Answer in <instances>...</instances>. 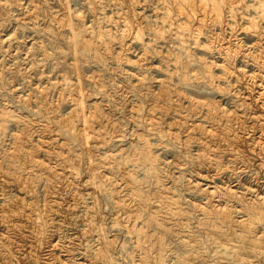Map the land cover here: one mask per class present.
Listing matches in <instances>:
<instances>
[{
	"label": "rangeland",
	"instance_id": "obj_1",
	"mask_svg": "<svg viewBox=\"0 0 264 264\" xmlns=\"http://www.w3.org/2000/svg\"><path fill=\"white\" fill-rule=\"evenodd\" d=\"M84 42L89 43V50L83 49ZM178 58L179 60H177ZM206 64L212 66L213 81L211 84L206 77ZM221 65L225 68L223 67V69ZM226 67H229V71H233L232 80L228 77V72H224ZM132 72L135 75L131 74ZM245 72L248 74L251 72V75L244 74ZM263 72L264 0H0V264H86L88 259H94L93 264H104L103 259L97 253L102 249L106 258L108 257L107 264L111 262L114 264V261L117 262L115 264H136L137 261L139 264L140 257L145 252L149 254L147 264H153L155 256L158 255L157 249L160 244L158 241H161L164 248L163 264H187L183 259H186L188 254L184 251V246L179 244V238L190 234L192 236L188 237L198 240V245H201L199 249L203 250H201L203 256L207 255L206 257L202 256L206 258L207 264H213L215 261L217 263L222 254L224 257L230 255V251L227 254L222 238L232 236L231 238L235 239L237 235L234 232L239 231L236 228L232 234L227 231L228 236L224 234L225 231H223L224 233H217L218 230L215 232V229L218 228L214 229L212 224L217 219H207L203 211L200 210L201 206L197 205L205 206L208 202V196L202 191L207 182H214V185L226 186V188L236 187L238 184L243 187L251 186L264 190V176L262 175L264 174V167H262L264 165V147L262 146L264 138L261 139L262 141L260 140L262 143L259 142L260 145L256 146L257 149L262 147L263 151L260 150L262 155L258 154L252 157L254 160L249 156L252 155L249 154L250 151H247L250 142L246 144L247 141L243 140V137L252 138L254 133L259 135L261 128L263 132L260 136L264 134ZM182 73L186 74L188 83H184L182 80ZM253 74H256L257 77L256 75L253 77ZM139 77L144 78L145 84L133 89L135 79ZM158 78L166 82V88L167 91L169 90V97L173 103V108L170 111H165L166 116L162 115L163 117L158 110L163 106V108H167L168 104L165 101H155L153 98L160 91L157 81L154 80ZM42 88H46L43 90L44 93L40 92ZM192 88L194 90H191ZM248 89L251 91L249 92ZM151 91L153 92L151 93ZM241 93H245L244 97ZM252 95L253 97H251ZM80 96L82 97L80 98ZM191 99L193 107L188 102ZM193 99H196V102ZM151 101L156 102L157 106L160 105L158 108L156 106L157 109L154 110L156 112L153 113L158 117L157 119L155 117L154 122L164 136L162 139L157 129H148L144 120V115L148 113L147 110L153 104ZM205 102L207 104H201ZM206 109H211L210 111L213 112H208ZM72 110H75L76 114ZM248 110L251 111V114L252 111L262 113L258 124L249 120L248 117L251 114ZM89 112L96 114L97 118L94 117L92 121L96 125L97 131H103L104 135H96L98 137L96 138L93 137L95 132L90 133L92 136H87L88 140L85 142L82 139L87 137L77 136L74 131L83 124L82 116H78V114L89 115ZM233 112L244 114L248 120L245 129L241 128L240 142L237 143L242 146L235 145L238 151L244 155L242 157L246 155L247 159L242 158L248 160L245 161L246 165L250 161L248 167L246 165L245 168L244 166L239 167L240 163L238 164L235 159L232 160L230 157L231 161L222 152L218 156H222L219 158V163L196 156L199 134L197 131L191 130L194 129L193 127L187 129L186 121L192 124V120H195V123H199L201 120V123L203 121L206 124L201 116L204 117L207 113L212 118L215 116L213 119L215 123L218 121L222 123L226 116L234 114ZM72 113L74 116L71 115ZM192 113L196 115L189 116ZM226 113L227 115L224 116ZM58 117L63 119V121L60 119L62 123ZM195 117L198 119L197 122V119H192ZM66 118H70V120L67 119L68 124H66ZM176 119L181 120L178 122ZM170 121L174 126L176 123L178 124L176 127L173 126L176 128L175 131L177 130L176 134L183 136L181 132L187 133L190 141L186 137H180L176 141L172 139L166 132L169 123L171 124ZM233 121L234 123H231L234 125V130L240 131L239 123ZM181 122L182 126L185 125L183 131L179 129ZM75 127L76 129H74ZM222 131L224 132L220 128L218 133L221 134ZM191 135L194 136L192 139ZM142 137L149 140L150 152L156 157L154 166L149 165V161L144 162L140 156ZM16 138L21 141H18V146L15 145ZM81 141L83 143H80ZM220 142L223 144L220 143L215 148L225 150V148L230 149L233 146L225 143V140ZM165 144L169 146H165ZM62 145L68 147L61 148ZM12 148L17 156L19 154L17 160L15 156L11 158L9 156V152L13 151ZM31 149L40 162H44H42L44 169L30 164L29 152ZM243 150L248 153L246 154ZM39 152L41 153L39 154ZM69 153L70 155H68ZM173 159L175 161L179 159L183 164L178 160L174 162ZM205 160H208V163ZM259 161H263V164ZM235 163L236 165H233ZM254 163H258L257 167ZM218 164L220 165L218 166ZM8 165H17V168L18 165L22 166L16 170V167ZM23 165L27 168H23ZM120 165L127 167L136 178L138 183L136 194L129 191L125 179L119 172ZM251 166L252 168H250ZM109 167L112 170H107ZM12 174H22L19 178L21 187L25 186L24 189L22 187L19 190V187H16ZM94 174L96 176H92ZM102 175L103 177L107 176L108 179L102 178ZM27 176L31 178L29 179ZM198 176H202V179ZM221 177H224L223 180ZM254 177L258 179H254ZM209 179L212 180L209 181ZM198 181L200 184H197ZM115 183L117 186H114ZM119 183L120 185H118ZM197 185L198 187H196ZM121 187L123 189H120ZM23 190L25 191L23 192ZM115 190L119 193L118 197L113 193ZM103 191L105 192L103 193ZM166 192L167 195L168 193L172 194L169 195L171 200L176 198L173 201L179 203L178 207L186 213H182L184 217L180 213L176 215L171 210L168 211L169 209L162 207L160 197ZM255 192L253 191V193ZM123 193L124 195H120ZM19 194L23 197L18 201L15 197ZM115 197L116 199H125L126 203L129 201V205H126L132 209L136 217V231L125 226L128 225L125 221L126 214L122 208L116 206ZM135 198L143 200L141 205ZM191 202H194V205L196 202L195 209ZM230 202H233L232 198ZM90 205L93 206V210H91L92 207H89ZM87 206L90 208L89 210ZM197 212L199 213L197 214ZM29 213L31 215H28ZM188 214L189 216H187ZM194 220L197 224L194 223ZM122 222L125 224L123 225ZM226 222L222 223L221 230H228L229 223L227 225ZM126 229H129V232ZM168 229L170 230L168 231ZM130 230L133 234L130 233ZM230 230L233 231L232 228ZM138 232H140L139 237L136 235ZM233 235L236 236L233 238ZM103 237L109 239L114 237L112 240L115 239V241L110 245L111 253L108 251L110 247L102 246ZM139 238L143 248L138 245ZM217 240L221 243H218ZM235 240L239 241V238L237 237ZM66 248H70L69 251ZM106 248L108 253L105 251ZM112 255L113 257H111ZM87 256L88 259H85ZM68 257H72L70 259L73 260L72 263L68 261ZM96 259L100 260V263Z\"/></svg>",
	"mask_w": 264,
	"mask_h": 264
},
{
	"label": "bare ground",
	"instance_id": "obj_2",
	"mask_svg": "<svg viewBox=\"0 0 264 264\" xmlns=\"http://www.w3.org/2000/svg\"><path fill=\"white\" fill-rule=\"evenodd\" d=\"M248 2V1H247ZM71 21V20H70ZM71 30H72V28H71ZM76 30V29H75ZM72 32H73V30H72ZM206 34V33H205ZM111 35V34H110ZM73 36H74V34H73ZM81 36H82V34H81ZM102 37V36H101ZM73 39V38H72ZM103 41H104V39H103ZM107 41V40H106ZM105 41V42H106ZM104 42V43H105ZM107 43V42H106ZM209 44V43H208ZM110 45V44H109ZM105 47V46H104ZM121 47V46H120ZM145 47V46H144ZM89 48H90V45H89V43H86V42H84L83 43V49L84 50H89ZM106 48H107V45H106ZM203 48V47H202ZM205 49V48H204ZM203 49V50H204ZM249 50V49H248ZM251 51V50H250ZM164 53V52H163ZM190 53V52H189ZM245 53V52H244ZM239 54V53H238ZM243 54V53H242ZM248 55V54H247ZM123 57V56H122ZM124 57H126V56H124ZM211 57V56H210ZM214 57V56H213ZM199 58H200V56H199ZM202 58V57H201ZM207 58H208V56H207ZM131 59V58H130ZM225 59V58H224ZM230 59V58H229ZM177 60H179V58L177 59ZM194 60V59H193ZM204 60H206L207 61V59H204ZM211 60V59H210ZM76 61V60H75ZM118 61V60H117ZM131 61V60H130ZM143 61V60H142ZM213 61H215L214 59H213ZM226 61V60H225ZM224 61V62H225ZM231 61V60H230ZM258 61V60H257ZM215 62H217V61H215ZM214 62V63H215ZM258 63H259V61H258ZM204 64V63H203ZM212 64V63H211ZM219 64V63H218ZM222 64V63H221ZM237 64V63H236ZM261 64V63H260ZM176 65H177V63H176ZM183 65V64H182ZM192 65H194V64H192ZM191 65V66H192ZM207 65V64H206ZM235 65V64H234ZM195 66V65H194ZM222 66V65H221ZM226 66V65H225ZM228 66V65H227ZM232 66V65H231ZM159 67V66H158ZM212 67V66H211ZM210 67V65H207V68H206V77H207V79L209 80V84H211L212 83V81H213V79H212V76H213V74H212V71H211V68ZM224 66H222V68H223ZM230 67V66H229ZM229 67H226L227 69L229 68ZM236 67V66H235ZM234 67V68H235ZM183 68V67H182ZM225 68V67H224ZM223 68V69H224ZM237 68H238V65H237ZM237 68H235V69H237ZM243 69H244V67H242ZM241 68V69H242ZM246 68V67H245ZM227 69H225V71L224 72H228V77L229 78H231V80L233 79V74H232V72H231V70L229 71V69L227 70ZM231 69V68H230ZM233 69V68H232ZM240 68H239V70H241ZM242 69V70H243ZM255 69V68H254ZM258 69V68H257ZM245 70V69H244ZM243 70V71H244ZM260 70V69H259ZM231 72V73H230ZM247 72V71H246ZM244 73V74H247V75H249L248 73ZM254 72V71H253ZM258 72V71H257ZM134 72H132L131 74H133ZM192 73H193V70H192ZM198 73V72H197ZM242 73V72H241ZM259 73H261L260 71H259ZM264 73V72H263ZM262 73V74H263ZM133 75H135V74H133ZM138 75V74H137ZM137 75H136V77H137ZM251 75V74H250ZM256 75V74H255ZM255 75L253 74V77H255ZM264 75V74H263ZM246 76V75H245ZM153 77V76H152ZM159 77V76H158ZM215 77H216V75H215ZM220 77H221V75H220ZM256 77H257V75H256ZM133 78V77H132ZM156 78V77H155ZM181 78H182V80L184 81V83H188V78H187V76H186V74L185 73H182L181 74ZM214 78V77H213ZM226 78V77H225ZM237 78H240V77H237ZM242 78V77H241ZM263 79H264V77H263ZM146 80V79H145ZM153 80V79H152ZM155 81H157V85L160 87V91L158 92V94H156V96H153V98L155 99V101H165V103L166 104H168V106H167V108H163V107H161L162 109H160V110H158L159 111V114H161V117H163V116H166V113H165V111L167 112L168 110L170 111L171 110V108H173V103L171 102V100H170V98L171 97H169V93H168V91H167V85H166V82L164 81V80H160L159 78L158 79H154ZM230 80V79H229ZM182 81V82H183ZM242 81V80H241ZM253 81H255V79H253ZM58 82V81H57ZM151 82V81H150ZM169 82V81H168ZM238 82V81H237ZM260 82H261V80H260ZM152 83V82H151ZM155 83V82H154ZM253 83V82H252ZM261 83H263V82H261ZM145 84V81H144V78H141V77H139V78H137V79H135V82H134V84H133V89H135L134 87H142L143 85ZM255 84H256V82L254 83V86H255ZM258 84V83H257ZM260 84V83H259ZM176 85V84H175ZM219 85V84H218ZM252 85V84H251ZM261 85V84H260ZM61 86V85H60ZM169 86V85H168ZM233 86V85H232ZM243 86V85H242ZM253 86V85H252ZM257 86V85H256ZM64 87V86H63ZM103 87V86H102ZM146 87H148V86H146ZM185 87L187 88V86H186V84H185ZM185 87H184V89H185ZM188 87H190V86H188ZM258 87V86H257ZM37 88V87H36ZM150 88V87H149ZM163 88H166V89H163ZM182 88V87H181ZM261 88V87H260ZM262 88H263V86H262ZM44 89H46V88H44ZM43 88L41 89V91L40 92H42L43 90H44ZM131 89V88H130ZM139 89V88H138ZM153 89V88H152ZM175 89H176V87H175ZM190 89V88H189ZM219 89V88H218ZM225 89V88H224ZM232 89V88H231ZM254 89V88H253ZM264 89V88H263ZM141 90V89H140ZM181 90V89H180ZM191 90H194L193 88L191 89ZM229 90V89H228ZM249 90V89H248ZM256 90V89H255ZM258 90V89H257ZM82 91V90H81ZM81 91H80V93H81ZM134 91V90H133ZM147 91V90H146ZM145 91V92H146ZM149 91V90H148ZM175 91V90H174ZM196 91V90H195ZM247 91V90H246ZM251 90H249V92H250ZM253 91V90H252ZM262 91V90H261ZM153 91H151V93H152ZM193 93H194V91H192ZM197 92V91H196ZM231 92V91H230ZM244 92H245V90H244ZM262 92H264V91H262ZM261 92V93H262ZM43 93H44V91H43ZM42 93V94H43ZM45 93H47L46 91H45ZM75 93V92H74ZM141 93V92H140ZM188 93V92H187ZM191 93V92H190ZM85 94V93H84ZM107 94V93H106ZM125 94V93H124ZM149 94H150V92H149ZM178 94V93H177ZM176 94V95H177ZM180 94V93H179ZM195 94V93H194ZM240 94V93H239ZM238 94V95H239ZM242 94V93H241ZM243 94H245V93H243ZM242 94V95H243ZM247 94H249V93H247ZM251 94H252V92H251ZM258 94V93H257ZM81 95V94H80ZM150 95H152V94H150ZM212 95V94H211ZM236 95V94H235ZM255 95V94H254ZM263 95V94H262ZM45 96V95H44ZM83 96V95H82ZM82 96H80V98L82 97ZM85 96V95H84ZM112 96V95H111ZM139 96V95H138ZM175 96V95H174ZM185 96V95H184ZM183 96V97H184ZM257 96V95H256ZM264 96V95H263ZM190 97V96H189ZM188 97V98H189ZM243 97H244V95H243ZM242 96H241V98H243ZM250 97V96H249ZM251 97H253V95L251 96ZM260 97V96H259ZM259 97H257V98H259ZM28 98V97H27ZM37 99H38V97H36ZM67 98V97H66ZM174 98V97H173ZM192 98V97H191ZM246 98L248 99V97L246 96ZM33 99V98H32ZM43 100H44V98H42ZM75 99H77V98H75ZM74 99V100H75ZM133 99V98H132ZM181 99V98H180ZM250 99V98H249ZM43 100H41L42 102H43ZM172 100H174V99H172ZM176 100V99H175ZM185 100H186V98H185ZM194 100V99H193ZM196 100V99H195ZM194 100V101H195ZM241 100V99H240ZM243 100V99H242ZM35 101V100H34ZM36 101H38V100H36ZM76 101V100H75ZM84 101V100H83ZM130 101V100H129ZM197 101H199V100H197ZM244 101V100H243ZM77 102V101H76ZM79 102H80V100H79ZM78 102V103H79ZM82 102V101H81ZM122 102V101H121ZM152 102V101H151ZM157 102V103H158ZM176 102V101H175ZM189 103H190V106H192L193 105V101H192V99L191 100H189L188 101ZM196 102V101H195ZM203 102V101H202ZM255 102V101H254ZM44 103H45V100H44ZM43 103V104H44ZM47 103H48V101H47ZM96 103V102H95ZM98 103V102H97ZM106 103V102H105ZM153 104L151 105L150 103V109H148L147 110V114H145L144 115V117H145V123L147 124V126H148V129H150V130H156L157 129V132L160 134V138L162 139V136H163V134L162 133H160L161 132V130L160 129H158L157 128V126H156V124H155V122H154V120H156L158 117H156L155 115V113H153V112H156V111H154V110H156L157 108H158V106H160V105H156V102H152ZM162 103V102H161ZM177 103H178V101H177ZM210 103V102H209ZM242 103V102H241ZM36 104V103H35ZM38 104V103H37ZM36 104V105H37ZM42 104V103H41ZM42 104V105H43ZM55 104V103H54ZM82 104V103H81ZM155 104V105H154ZM159 104V103H158ZM179 104V103H178ZM201 104H207L206 102L205 103H201ZM243 104H244V102H243ZM246 104H249V103H246ZM79 105V104H78ZM128 105V104H127ZM196 105V104H195ZM194 105V106H195ZM50 106V105H49ZM80 106H82V105H80ZM83 106H84V103H83ZM86 106V105H85ZM96 106H97V104H96ZM133 106V105H132ZM156 106H157V108H156ZM189 106V107H190ZM216 106H217V104H216ZM74 107H76V106H74ZM139 107H141V106H139ZM178 107V106H177ZM193 107V106H192ZM213 107V106H212ZM221 107V106H220ZM219 107V108H220ZM234 107V106H233ZM232 107V108H233ZM236 107V106H235ZM251 107V106H250ZM254 107V106H253ZM48 108V107H47ZM78 108H79V106H78ZM84 108V107H83ZM133 108V107H132ZM188 108V107H187ZM191 108V107H190ZM197 108V107H196ZM209 108V107H208ZM222 108V107H221ZM224 108V107H223ZM243 108V107H242ZM255 108V107H254ZM56 109V108H55ZM72 109H73V107H72ZM75 109V108H74ZM81 109H82V107H81ZM145 109V108H144ZM174 109H175V107H174ZM174 109H172V110H174ZM216 109V108H215ZM225 109V108H224ZM257 109H259V108H257ZM45 110V109H44ZM71 110V109H70ZM131 110V109H130ZM141 110V109H140ZM180 110V112H181V108L179 109ZM186 110H191V109H186ZM196 110V109H195ZM208 112H211L210 110L211 109H206ZM233 110H234V108H233ZM232 110V111H233ZM247 110V109H246ZM80 111V110H79ZM78 111V112H79ZM83 111V110H82ZM86 111H89V110H87L86 109ZM131 111H133V109L131 110ZM135 111V110H134ZM194 111V110H193ZM199 111V110H198ZM243 111V110H242ZM241 111V112H242ZM249 112H250V114H251V111L250 110H248ZM260 111V110H259ZM72 112H74V114H76L75 113V110L73 111L72 110ZM94 112V111H93ZM136 112V111H135ZM183 112V111H182ZM192 112V111H191ZM213 112V111H212ZM211 112V113H212ZM245 112V111H244ZM243 112V113H244ZM263 112H264V110H263ZM9 113V112H8ZM71 113V112H70ZM90 113V112H89ZM88 113V114H89ZM98 113V112H97ZM169 113V112H168ZM185 113H187V112H185ZM202 113V112H201ZM229 113H230V110H229ZM234 113V112H233ZM246 113V112H245ZM81 113H79L78 114V116H82L81 117V120L83 121V124H82V126L80 125V128H78L77 126V129L78 130H76V131H74L75 132V134H77V136H80V137H87V136H89V135H91L90 133H93V132H95V133H93V137H96V138H98L97 136H103L104 135V133L102 134V132H99V131H97V128H96V125H94V123H93V118L96 116V114H89V115H85L86 113H83V114H81ZM144 114V113H143ZM143 114H142V116H143ZM182 114V113H181ZM190 114V113H189ZM195 114V113H194ZM193 113L191 114V115H189V116H191L192 117V115H194ZM196 114H197V112H196ZM195 114V115H196ZM224 114V113H223ZM262 114V113H261ZM261 114L260 113H258V111L257 112H253L252 111V114L248 117L249 118V120H251V122H253V123H257V122H259L260 120V117H262L261 116ZM71 115H73V113L71 114ZM112 115V114H111ZM163 115V116H162ZM183 115H185V114H183ZM182 115V116H183ZM200 115V114H199ZM210 114H208L207 115V113H206V116H201L204 120H205V122H206V124L205 123H203V121H202V123H201V120H200V122L199 123H195L194 121L195 120H192V122H191V120H190V122L192 123V124H190L189 123V121H186V119H184L185 121H186V128L188 129V128H194V129H191V130H193L194 132L195 131H197L198 132V134H199V140H198V142H197V155L196 156H199V157H201L202 159L203 158H207V159H209L210 161L211 160H214V161H216L217 163H219L220 162V159L219 158H222V156L221 157H218L219 155H220V153L222 152V153H224L226 156H227V158H229L230 160H231V158H232V160L233 159H235L237 162H238V164H239V167H243L244 166V168H245V165H246V162L245 161H248V160H243L242 158H245L246 157V155H245V157H242V156H244L243 154H241V152L240 151H238V148L236 147L237 145H239L240 147L242 146L241 144H237L238 142H240L239 141V139H240V137H241V132H242V129H245V124L247 123V117L244 115V114H239V113H234V114H230V115H227V113L224 115V116H226V118L224 119V118H222V119H224V121L221 123L220 121H218V122H220V123H218V122H214V120L213 119H215L214 117L212 118L211 116H209ZM214 115V114H213ZM246 115H247V113H246ZM62 116V115H61ZM64 116V115H63ZM74 116V115H73ZM76 116V115H75ZM97 116H99V115H97ZM140 116V115H139ZM138 116V117H139ZM159 116V115H158ZM178 116H180V115H178ZM197 116H198V114H197ZM68 117V116H67ZM71 117V116H70ZM141 117V116H140ZM155 117H156V119H155ZM185 117V116H184ZM187 117V116H186ZM190 117V118H191ZM220 118H221V116H219ZM59 118V121H61L60 119H62V118H60V117H58ZM80 118V117H79ZM95 118H97V117H95ZM135 118H137V117H135ZM183 118V117H182ZM67 119H69L70 120V118H66V121H67ZM163 119V118H162ZM165 119V118H164ZM179 119V118H178ZM189 119V118H188ZM192 119H197L196 117L195 118H192ZM219 119V118H218ZM72 120V119H71ZM80 120V119H79ZM80 120V121H81ZM103 120V119H102ZM167 120V119H166ZM177 120V119H176ZM181 120V119H180ZM180 120L178 121V122H180ZM221 120V119H220ZM233 120H235V122H238L239 124H238V126L240 127V131L239 130H234V125L232 124V123H234V121ZM62 121H63V119H62ZM62 121H61V123H62ZM64 121H65V116H64ZM73 121V120H72ZM96 121V120H95ZM138 121V120H137ZM158 121V120H157ZM160 121H161V119H160ZM164 121V120H163ZM168 121V120H167ZM198 121V119L196 120V122ZM217 121V120H216ZM159 122V121H158ZM157 122V123H158ZM166 124H167V122L166 121H164ZM171 122V121H170ZM183 122V121H182ZM182 122H181V124H180V126H181V128H179L181 131H183V127L185 126V125H183L182 126ZM232 122V123H231ZM57 123V122H56ZM65 123V122H64ZM63 123V124H64ZM82 123V122H81ZM160 123H162V122H160ZM165 123H163L164 125H165ZM169 123V122H168ZM187 123H189V125H187ZM66 124H68V121H67V123ZM69 124H72V123H69ZM159 124V123H158ZM171 124H173V122H171ZM171 124L169 123V126L167 127V129H166V132H168V134H169V136L172 138V139H174L175 141L176 140H178L180 137H186L187 139H189V137H188V134L187 133H182L181 132V134L183 135V136H180V135H178V134H176V131H175V129L176 128H174V127H176L178 124L176 123V126H174V124L171 126ZM235 124H237V123H235ZM251 124V123H250ZM258 124V123H257ZM31 125V124H30ZM161 125V124H160ZM1 126V125H0ZM64 126H65V124H64ZM67 126V125H66ZM73 126V125H72ZM159 126V125H158ZM174 126V127H173ZM74 127V126H73ZM72 127V128H73ZM76 127L74 128V129H76ZM166 127V126H165ZM238 127V128H239ZM250 127V126H249ZM263 127V126H262ZM2 128V127H1ZM24 128V127H23ZM65 128V127H64ZM71 128V127H70ZM220 128H222V130H224V132L223 133H218V130L220 129ZM96 129V130H95ZM165 129V128H164ZM260 129V128H259ZM258 129V130H259ZM4 130V129H3ZM28 130V129H27ZM234 130V131H233ZM26 131V130H25ZM164 131V130H163ZM185 131V130H184ZM193 131H189V132H193ZM51 132V131H50ZM77 132V133H76ZM165 132V131H164ZM246 132V131H245ZM254 132H255V130H254ZM253 132V133H254ZM262 132H263V130H262V128H261V130H260V134H262ZM15 133V132H14ZM108 133V132H107ZM144 133V132H143ZM179 133V132H178ZM94 134H95V136H94ZM162 134V135H161ZM189 134H191V133H189ZM249 134V133H248ZM256 133H254V135L252 136V138H249V139H246V138H244L243 136V140H245V141H247V143L246 144H248V142H250L249 143V145H248V149H247V151H250V153L249 154H252V155H249V156H251V158L252 157H254V156H256V155H258V154H261L260 152L261 151H263V149H261L262 147H258L259 149H257V145H260V144H258L259 142H261L262 140V138H264V134L263 135H261L260 136V134L259 135H255ZM25 135V134H24ZM51 135V134H50ZM97 135V136H96ZM165 135H167V134H165ZM194 135H196V133H194ZM22 136V135H21ZM92 136V135H91ZM105 136H106V134H105ZM13 137H14V134H13ZM15 137H16V135H15ZM23 137V136H22ZM90 137V136H89ZM110 137V136H109ZM111 137H113L112 135H111ZM110 137V138H111ZM164 137V136H163ZM194 137V136H193ZM192 137V135H191V139L193 138ZM17 138H18V136H17ZM16 138V146H18V141L19 142H21L20 140H18ZM101 138H103V137H101ZM108 138V137H107ZM198 138V137H197ZM34 139V138H33ZM81 139V138H80ZM105 139V138H104ZM104 139H103V141H104ZM187 139H186V141H187ZM258 139V140H257ZM15 140V139H14ZM14 140H13V142H14ZM23 140V139H22ZM82 140H85V142L88 140V137L86 138V139H82ZM96 140H98V139H96ZM105 140H107V139H105ZM110 140V139H109ZM141 140H142V142H141V148H140V156H141V158L144 160V162L145 161H149V165L151 164V166H154V163H155V161H156V157L154 156V155H152V152H150V145H149V140H148V138H144V137H142L141 138ZM174 140H173V142H174ZM185 140V139H184ZM196 140V141H197ZM221 140H225L226 142L225 143H227L228 145H233L230 149H226L225 148V150H221V148L220 149H217V148H215L216 146H218L220 143H222V142H220ZM261 140V141H260ZM264 140V139H263ZM24 141V140H23ZM98 141H102V140H98ZM189 141H190V139H189ZM192 141V140H191ZM27 142V141H26ZM42 142V141H41ZM44 142V141H43ZM59 142V141H58ZM66 142V141H65ZM106 142V141H105ZM183 142H185V141H183ZM56 143V142H55ZM68 143V142H67ZM67 143H65V144H67ZM80 143H83L82 141L80 142ZM177 143V142H176ZM224 143V144H225ZM245 143V142H244ZM262 143V142H261ZM36 144V143H35ZM47 144V143H46ZM58 144V143H57ZM62 144H63V140H62ZM96 144V143H95ZM178 144V143H177ZM186 144V143H185ZM223 144V143H222ZM226 144V145H227ZM27 145V144H26ZM168 144H165V146H167ZM179 145V144H178ZM236 145V146H235ZM12 146V145H11ZM40 146V145H39ZM63 146H66V145H62L61 146V148H63ZM169 146V145H168ZM244 146V145H243ZM263 147H264V145H262ZM35 147V146H34ZM42 147V146H41ZM66 147H68V146H66ZM222 147V146H221ZM38 148V147H37ZM51 148V147H50ZM244 148V147H243ZM27 149V148H26ZM35 149V148H34ZM42 149V148H41ZM66 149V148H65ZM183 149H185L186 150V148H183ZM240 150H241V148H239ZM12 150H13V148H12ZM37 150V149H36ZM184 150V151H185ZM191 150H193V149H191ZM261 150V151H260ZM18 151V150H17ZM43 151H45V150H43ZM48 151V150H47ZM60 151V150H59ZM62 151V150H61ZM244 151V150H243ZM7 152V151H6ZM24 152V151H23ZM67 152V151H66ZM107 152V151H106ZM245 153H246V151H244ZM264 152V151H263ZM10 153V158L11 157H14L15 156V158H16V160H17V158L19 157V154H18V156H17V154H16V152H15V150H13V151H11V152H9ZM41 152H39V154H40ZM45 153V152H44ZM50 153V152H49ZM63 153H64V151H63ZM243 153V152H242ZM244 153V154H245ZM248 153V152H247ZM246 153V154H247ZM29 158H30V164H34V165H36V167H38V168H43V161H41L40 162V160L38 159V157L35 155V152L34 151H32V149H31V151L29 152ZM112 154V153H111ZM59 155V154H58ZM65 155V154H64ZM67 155V154H66ZM68 155H70V153L68 154ZM223 155V154H222ZM262 155V154H261ZM17 156V157H16ZM187 156V155H186ZM193 156V155H192ZM194 156H195V154H194ZM248 156V157H249ZM70 157V156H69ZM175 157V156H174ZM218 157V158H217ZM223 157H224V155H223ZM231 157V158H230ZM261 157V156H260ZM4 158V157H3ZM15 158H14V160H15ZM22 158H24V157H22ZM70 158H72V157H70ZM73 158H74V156H73ZM104 158V157H103ZM117 158V157H116ZM139 158V157H138ZM175 158H177V157H175ZM195 158H197V157H195ZM13 159V158H12ZM25 159V158H24ZM50 159V158H49ZM66 159V158H65ZM102 159V158H101ZM111 159V158H110ZM245 159H247V158H245ZM250 159V158H249ZM253 160H254V158H252ZM251 159V160H252ZM257 159V158H256ZM261 159V158H260ZM14 160H12V161H14ZM47 160V159H46ZM179 161V159H176V161ZM223 160V159H222ZM231 160V161H232ZM252 160V161H253ZM258 160V159H257ZM264 160V159H263ZM27 161H29V160H27ZM50 161V160H49ZM107 161V160H106ZM108 161H111V160H108ZM163 161V160H162ZM169 161V160H168ZM173 161L174 162H176L174 159H173ZM181 161V160H180ZM179 161V162H180ZM200 161H203V160H200ZM205 161H207V163H208V160H205ZM229 161V160H228ZM256 161V160H255ZM261 161V160H260ZM259 161V162H260ZM15 162V161H14ZM43 162V163H42ZM115 162V161H114ZM198 162V161H197ZM224 162V161H223ZM223 162H221V164L223 163ZM234 162V161H233ZM232 162V163H233ZM250 162V161H249ZM248 162V163H249ZM258 162V163H259ZM263 162V161H262ZM262 162H260L261 164H263ZM8 163V162H7ZM7 163H6V165H7ZM17 163V162H16ZM46 163V162H45ZM49 163V162H48ZM47 163V164H48ZM76 163V162H75ZM125 163V162H124ZM173 163V162H172ZM171 163V164H172ZM180 163H182L183 164V162H180ZM199 163V162H198ZM202 163H204V162H202ZM228 163V162H227ZM248 163H247V167H248ZM251 163H253V162H251ZM257 163V164H258ZM9 164H10V162H9ZM11 164H12V162H11ZM26 164V163H25ZM29 164V165H30ZM59 164V163H58ZM61 164V163H60ZM101 164V163H100ZM107 164H109V163H107ZM113 164V163H112ZM115 164V163H114ZM170 164V165H171ZM175 164V163H174ZM182 164H180V165H182ZM195 164V163H194ZM193 164V165H194ZM226 164V163H225ZM255 164V163H254ZM257 164H255L256 166L255 167H257ZM15 165V164H14ZM28 165V166H29ZM33 165V166H34ZM126 165V164H125ZM165 165H166V163H165ZM177 165H179V164H177ZM196 165V164H195ZM205 165V164H204ZM220 164H218V166H219ZM223 165V164H222ZM233 165H236V163L235 164H233ZM232 165V166H233ZM251 165V164H250ZM9 166V165H8ZM12 166V165H11ZM11 166H9V167H11ZM17 166V165H16ZM16 166H12V167H16ZM22 165H20V167H21ZM62 166H63V164H62ZM76 166V165H75ZM78 166V165H77ZM107 166H109V165H107ZM160 166V165H159ZM202 166V165H201ZM217 166V165H216ZM224 166V165H223ZM228 166V165H227ZM232 166H231V168H232ZM252 166H253V164H252ZM252 166L250 167V168H252ZM260 166V165H259ZM19 167V165H18V168H20ZM45 167V166H44ZM57 167H58V165H57ZM111 167V166H110ZM108 168L107 170H112V168ZM181 167V166H180ZM192 167V166H191ZM194 167V166H193ZM203 167V166H202ZM201 167V168H202ZM206 168H208L207 166H205ZM226 167V166H225ZM234 167V166H233ZM237 167H238V165H237ZM261 167V166H260ZM262 167H264V165L262 166ZM17 167H16V170L18 169ZM23 168H27V166H25L24 167V165H23ZM48 168V167H47ZM63 168V167H62ZM119 168V172L121 173V176H123V178L125 179L124 181L127 183V185H128V189H129V191L131 192V193H133V194H136V192H137V185H138V183H137V180H136V178L134 177V175L133 174H131L130 172H129V170H128V168L127 167H125V166H119L118 167ZM173 168V167H172ZM199 168V167H198ZM204 168V167H203ZM210 168V167H209ZM211 168H212V165H211ZM216 168V167H215ZM222 169L224 168V167H221ZM230 168V167H229ZM235 168H236V166H235ZM234 168V169H235ZM44 169V168H43ZM45 169H46V167H45ZM50 169H51V167H50ZM50 169H49V171H50ZM105 169V168H104ZM170 169V168H169ZM194 169V168H193ZM195 169H197L196 167H195ZM194 169V170H195ZM221 169V170H222ZM239 169V168H238ZM258 169H259V167L257 168V171H258ZM263 169V168H262ZM31 170V169H30ZM200 170V169H199ZM208 170V169H207ZM220 170V169H219ZM231 170V169H230ZM240 170V169H239ZM245 170V169H244ZM248 170V169H247ZM47 171V170H46ZM65 171V170H64ZM106 171V170H105ZM197 171V170H196ZM202 171H203V169H202ZM216 171V170H215ZM233 171V170H232ZM236 171H237V169H236ZM260 171V170H259ZM175 172V171H174ZM177 172V171H176ZM191 172H193V171H191ZM204 172V171H203ZM221 172V171H220ZM235 172V171H234ZM262 172V171H261ZM34 173V172H33ZM111 173V172H110ZM190 173V172H189ZM199 173V172H198ZM219 173V172H218ZM263 173H264V171H263ZM17 174V173H16ZM14 175V174H12V175H14V179H15V184H16V187H19L18 189L20 190V188H22L23 187V189H24V187L25 186H22L21 187V180H20V178H19V176L21 175L22 176V174H19V175ZM28 174V173H27ZM50 174V173H49ZM49 174H47V175H49ZM97 174V173H96ZM175 174V173H174ZM194 174V173H193ZM201 174V173H200ZM214 174H215V172H214ZM230 174H231V172H230ZM26 175V174H25ZM104 175V174H103ZM103 175H102V178H107V176H104L103 177ZM176 175V174H175ZM178 175V174H177ZM188 175V174H187ZM191 175V174H190ZM203 175H205V174H203ZM202 175V176H203ZM207 175H209L208 173H207ZM206 175V176H207ZM263 176H264V174H262ZM30 176V175H29ZM33 176V175H32ZM92 176H96L95 174L94 175H92ZM100 176V175H99ZM189 176V175H188ZM193 176V175H192ZM202 176H198V177H201V179H202ZM214 176V175H213ZM227 176V175H226ZM230 176V175H229ZM228 176V177H229ZM232 176H233V174H232ZM235 176V175H234ZM252 176V175H251ZM256 176V175H255ZM258 176H260V175H258ZM13 177V176H12ZM28 177V176H27ZM26 177V178H27ZM37 177H39V176H37ZM36 177V179H38ZM49 177V176H48ZM171 177V176H170ZM197 177V176H196ZM195 177V178H196ZM204 177V176H203ZM208 177V176H207ZM29 178V177H28ZM27 178V179H28ZM31 178V177H30ZM29 178V179H30ZM93 178V177H92ZM105 178V179H106ZM122 178V179H123ZM189 178V177H188ZM209 178H211V177H209ZM222 178V177H221ZM220 178V179H221ZM224 178V177H223ZM223 178L221 179V180H223ZM23 179H25V178H23ZM108 179V178H107ZM191 179V178H190ZM193 179V178H192ZM198 179V178H197ZM201 179H200V181H201ZM205 179H207V178H205ZM254 179H258L257 177H254ZM33 180V179H32ZM110 180V179H109ZM187 180V179H186ZM194 180V179H193ZM192 180V181H193ZM210 180H212V179H209V181ZM217 180V179H216ZM220 180V181H221ZM233 180V179H232ZM247 180V179H246ZM29 181V180H28ZM31 181V180H30ZM37 181V180H36ZM103 181V180H102ZM117 181V180H116ZM192 181H191V183H192ZM200 181H198L199 183H197V184H200ZM218 181V180H217ZM230 181V180H229ZM251 181V180H250ZM254 181V180H253ZM258 181V180H257ZM35 182V181H34ZM33 182V183H34ZM93 182H94V179H93ZM118 182H120V181H118ZM187 182H188V180H187ZM205 182V181H204ZM216 182V181H215ZM225 182V181H224ZM117 183V182H116ZM116 183H115V185L114 186H117L116 185ZM125 183V184H126ZM164 183V182H163ZM190 183V182H189ZM191 183H190V185H191ZM214 182H207L206 184V187H205V189H202V191H203V193L204 194H206L207 196H208V202L207 201H205V202H207V204L205 205V202H204V205L205 206H202L201 204L200 205H197L196 204V202H195V205H194V202L192 203V205H194V209L196 208L195 206L197 205V206H201L200 207V210H202L203 211V214H204V216H206V218L207 219H217L215 222H213V220L212 221H210L211 223L213 222V224L212 225H214V229L215 228H218V229H215V232H216V230H218L217 231V233L218 232H223V231H225V233L224 234H226L227 235V231H230L231 233L230 234H232L236 229L239 231V232H234V234H236V235H233V238L235 237V239H237V237L239 238V241L238 240H235V239H232L231 237H228V238H226V237H224V238H222V239H224V242H225V249L227 250V254H228V251H230L229 253H230V255H228V256H226L225 255V257L223 256V254L221 255L220 253V259H219V257H218V262L217 263H213V264H264V190H259V189H255V188H253V187H243V186H240V185H238L237 184V186L236 187H231V188H229V187H227L226 188V186L225 187H223V186H216V185H214L213 184ZM217 183V182H216ZM260 183H261V181H260ZM263 183V182H262ZM24 184V183H23ZM110 184V183H109ZM112 184V183H111ZM122 184H124V183H122ZM187 184V183H186ZM186 184H184L185 186H186ZM194 184V183H193ZM192 184V185H193ZM196 184V183H195ZM218 184V183H217ZM221 184H222V182H221ZM233 184V183H232ZM235 184V183H234ZM257 184V183H256ZM93 185V184H92ZM96 185H97V183H96ZM107 185V184H106ZM118 185H120V183L118 184ZM224 185H226V184H224ZM254 185V184H253ZM263 185H264V183H263ZM15 186V185H14ZM98 186V185H97ZM129 186H130V188H129ZM195 186V185H194ZM202 186V185H201ZM228 186V185H227ZM258 186V185H257ZM33 187V186H32ZM122 187H125V186H123L122 185ZM120 188V189H123V188ZM127 187V186H126ZM191 187V186H190ZM196 187H198V185L196 186ZM203 187V186H202ZM255 187V186H254ZM263 187V186H262ZM168 188V187H167ZM187 188H189L188 186H187ZM193 188V187H192ZM229 188V189H228ZM253 188V189H252ZM28 189V188H27ZM100 189V188H99ZM116 189V188H115ZM196 189V188H195ZM200 189V190H201ZM264 189V188H263ZM22 190V189H21ZM102 190H103V188H102ZM111 190V189H110ZM168 190V189H167ZM170 190V189H169ZM173 190V189H172ZM186 190V189H185ZM190 190V189H189ZM25 190H23V192H24ZM116 191L117 190H115V192L113 191V193H115L116 194V197H118V195L117 194H119L118 193V191H117V193H116ZM120 191V190H119ZM186 191H188V190H186ZM198 191V190H197ZM201 191V192H202ZM253 191H256L255 193H253ZM23 192H21L20 191V193H23ZM102 192V191H101ZM105 191H103V193H104ZM111 192V191H110ZM126 192V191H125ZM170 192H171V190H170ZM173 192V191H172ZM200 192V191H199ZM198 192V193H199ZM200 192V193H201ZM107 193V192H106ZM120 193H121V191H120ZM25 194V193H24ZM138 194V193H137ZM174 194V193H173ZM21 194H19V195H17L15 198H16V200H20V198H22L23 196H20ZM114 195V194H113ZM120 195H124V193L123 194H120ZM131 195V194H130ZM169 195H170V193H168V195H167V192H166V194H163L161 197H160V202L163 204V206L162 207H165L166 209H169L168 211H172V212H174L176 215H177V213L179 214H181L182 216H183V214L185 213L184 211V213L182 212V208H179L178 206H179V203H177V202H174L173 200H175L176 198H172L173 200H171V198L169 197ZM172 195V194H171ZM170 195V196H171ZM205 195V196H206ZM34 196V195H33ZM45 196V195H44ZM115 196V195H114ZM136 196H138V195H136ZM47 197V196H46ZM88 197V196H87ZM116 197H115V199H116ZM127 198V197H126ZM231 198H232V200H233V202L231 203L230 201H231ZM94 199V198H93ZM114 199V198H113ZM121 199V198H120ZM116 199L115 200V203H117L116 204V206L117 207H119V208H122V210H123V212L126 214L125 216H126V219H125V221L128 223V225L126 224L125 226H129V229H133V230H137L136 229V227H137V225H136V217H135V215L133 214L134 212L132 211V209H130L126 204H128L129 203V201H128V203H126L127 201L125 200V199ZM178 199V198H177ZM49 200V199H48ZM129 200V199H128ZM135 200H137L138 201V203L141 205V202L143 201H141V198L139 199V198H135ZM155 200V199H154ZM21 201H22V199H21ZM93 201V200H92ZM91 201V202H92ZM176 201H178V200H176ZM193 201V200H192ZM100 203V202H99ZM92 204H94L93 202H92ZM199 204V203H198ZM129 205V204H128ZM181 205V204H180ZM134 206V205H133ZM88 207V206H87ZM90 208L92 207V209L91 210H93V206H89ZM88 207V210L90 209ZM186 207H188V206H186ZM8 208V207H7ZM98 208V207H97ZM114 208V207H113ZM39 209H40V207H39ZM45 210V209H44ZM102 210V209H101ZM184 210V209H183ZM198 210V209H197ZM199 210V211H200ZM194 211V210H193ZM192 211V212H193ZM196 211V210H195ZM86 212V211H85ZM89 212V211H88ZM189 212V211H188ZM201 212V211H200ZM36 213V212H35ZM35 213H33V214H35ZM171 213V212H170ZM183 213V214H182ZM190 213V212H189ZM199 212H197V214H198ZM139 214V213H138ZM186 214V213H185ZM194 214V213H193ZM28 215H31L30 213L28 214ZM89 215H90V213H89ZM116 215V214H115ZM164 215V214H163ZM163 215H162V217H163ZM13 216V215H12ZM92 216V215H91ZM186 216V215H185ZM187 216H189V214L187 215ZM186 216V217H187ZM201 216V215H200ZM199 216V217H200ZM86 217V216H85ZM87 217H89V216H87ZM170 217V216H169ZM184 217V216H183ZM20 218V217H19ZM95 218V217H94ZM120 218V217H119ZM167 218V217H166ZM189 218V217H188ZM188 218H186V220L188 219ZM201 218V217H200ZM9 219V218H8ZM165 219V218H164ZM190 219V218H189ZM188 219V220H189ZM84 220H85V218H84ZM92 220V219H91ZM90 220V221H91ZM99 220V219H98ZM168 220V219H167ZM203 220V219H202ZM102 221V220H101ZM177 221V220H176ZM195 221V220H194ZM201 221V220H200ZM207 221V220H206ZM205 221V222H206ZM227 221V222H226ZM21 222V221H20ZM95 222V221H94ZM99 222V221H98ZM180 222V221H179ZM199 222V221H198ZM203 222H204V220H203ZM202 222V223H203ZM208 222V221H207ZM225 223L226 222V224L227 223H229V226H228V230H221V226H222V223ZM36 223V222H35ZM38 223V222H37ZM123 223V222H122ZM175 223V222H174ZM174 223H173V225H174ZM183 223H185V222H183ZM194 223H196V221L194 222ZM215 223V224H214ZM125 223H123V225H124ZM176 224H177V222H176ZM197 224V223H196ZM10 225V224H9ZM85 225V224H84ZM108 225V224H107ZM172 225V224H171ZM170 225V226H171ZM182 225V224H181ZM188 225V224H187ZM209 225V224H208ZM211 225V226H212ZM225 225V224H224ZM228 225V224H227ZM6 226V225H5ZM8 226V225H7ZM15 226V225H14ZM197 226V225H196ZM210 226V227H211ZM231 226V227H230ZM126 227V228H127ZM176 227V226H175ZM182 227V226H181ZM205 227H207V226H205ZM230 227V228H229ZM179 228V227H178ZM177 228V229H178ZM208 228V227H207ZM232 228V230L234 229V228H236V229H234L233 231H231L230 229ZM18 229V228H17ZM74 229V228H73ZM94 229V228H93ZM97 229H98V226H97ZM100 230H102L101 228H99ZM129 229L127 230V232H129ZM173 229H174V227H173ZM179 229H181V228H179ZM204 229V228H203ZM224 229H227V228H224ZM131 230H130V233H131ZM165 230H166V228H165ZM170 229H168V231H169ZM211 230H212V228H211ZM98 231V230H97ZM174 231H176V230H174ZM173 231V232H174ZM177 231H179V230H177ZM101 232V231H100ZM205 232H206V230H205ZM213 232H214V230H213ZM2 233V232H1ZM8 233V232H7ZM143 233V232H142ZM103 234V233H102ZM131 234H133V233H131ZM190 234V233H189ZM229 234V233H228ZM229 234V235H230ZM2 235V234H1ZM137 237H139L140 236V232H138L137 234ZM149 235V234H148ZM191 235V234H190ZM190 235H188V236H190ZM212 235V234H211ZM96 236V235H95ZM132 236V235H131ZM188 236H183V237H180L179 238V244H181V245H183L184 246V251L188 254L187 255V258L185 259H183V260H185L186 262H187V264H207L206 263V261H205V259L206 258H203V257H206V256H203V254H202V249H199V246H201V245H198V243H197V241L196 240H194V238H190V237H188ZM192 236V235H191ZM207 236H208V234H207ZM213 236V235H212ZM211 236V237H212ZM223 236V235H222ZM228 236V235H227ZM8 237V236H7ZM99 237V236H98ZM135 237V236H134ZM150 237V236H149ZM209 237V236H208ZM214 237V236H213ZM23 238V237H22ZM31 238V237H30ZM29 238V239H30ZM114 238V237H113ZM112 238V239H113ZM164 238V237H163ZM230 238H231V240H230ZM241 238V239H240ZM112 239H109V238H105V237H103V239H102V243L101 244H103L102 246H108V247H110V245L112 244V242H114L115 241V239H114V241L112 240ZM197 239V238H196ZM200 239H201V237H200ZM101 240V239H100ZM134 240V239H133ZM149 240V239H148ZM147 240V241H148ZM214 240V239H213ZM99 241V240H98ZM218 241V240H217ZM217 241H216V243H217ZM138 242V245L139 246H141V248H143L144 246L142 245V243H141V241H140V238H139V240L137 241ZM99 243V244H100ZM158 243H160L159 245H158V255L157 256H155V259H154V262H153V264H163V261H164V258H163V254H164V248H163V245H162V243H161V241H158ZM210 243V242H209ZM213 243H215L214 241H213ZM218 243H221V242H219L218 241ZM11 245V244H10ZM82 245V244H81ZM155 245V244H154ZM214 245H216V244H214ZM217 245H220V244H217ZM224 245V244H223ZM222 245V246H223ZM113 246V245H112ZM136 246V245H135ZM166 246V245H165ZM203 247L205 246V245H202ZM212 246H213V244H212ZM222 246H220V247H222ZM79 247V246H78ZM107 247V248H108ZM114 247V246H113ZM112 247V248H113ZM214 247V246H213ZM224 247V246H223ZM222 247V248H223ZM7 248V247H6ZM13 248V247H12ZM71 248V247H70ZM69 248V249H70ZM98 248V247H97ZM101 248V247H100ZM105 249V251L106 250H108V251H110V249H111V247L110 248H108V249ZM136 248V247H135ZM206 248V247H205ZM212 248V247H211ZM215 248V247H214ZM217 248H218V246H217ZM221 248V249H222ZM68 248H66V250H67ZM69 249H68V251H69ZM102 249V248H101ZM204 249V248H203ZM220 249V248H219ZM7 250V249H6ZM22 250V249H21ZM87 250V249H86ZM90 250V249H89ZM153 250V249H152ZM202 250V251H201ZM212 250V249H211ZM214 250V249H213ZM9 251V250H8ZM12 251V250H11ZM93 251V250H92ZM146 251V250H145ZM144 251V252H145ZM154 251V250H153ZM215 251V250H214ZM213 251V252H214ZM223 251V250H222ZM13 252V251H12ZM216 252V251H215ZM219 252H220V250H219ZM224 252H225V250H224ZM223 252V253H224ZM5 253V252H4ZM72 253V252H71ZM92 253V252H91ZM97 253L100 255V258H102L103 259V261H104V264H107V261H109V260H107L108 259V257L106 258V256L104 255V253H103V249H102V251H97ZM96 253V254H97ZM106 253H108L107 251H106ZM110 253H111V251H110ZM138 253H139V251H138ZM169 253V252H168ZM212 253V252H211ZM9 254V253H8ZM133 254V253H132ZM173 254V253H172ZM226 254V253H225ZM7 255V254H6ZM68 255H69V253H68ZM85 255V254H84ZM107 255V254H106ZM139 255V254H138ZM153 255V254H152ZM165 255V254H164ZM215 255H217V252H216V254ZM14 256V255H13ZM65 256V255H64ZM72 256V255H71ZM108 256L110 257V255L108 254ZM203 256V257H202ZM219 256V255H218ZM73 257V256H72ZM72 257L71 258H69V260L68 261H71L70 259H72ZM84 257V256H83ZM86 257V256H85ZM91 257V256H90ZM89 257V258H90ZM96 257V256H95ZM111 257H113V255L111 256ZM138 257V256H137ZM167 257V256H166ZM9 258V257H8ZM13 258H15V257H13ZM67 258V259H68ZM93 258V257H92ZM99 258V259H100ZM21 259V258H20ZM85 259H88V256H87V258H85ZM138 259V258H137ZM39 260V259H38ZM93 260L94 259H92V260H86V264H93ZM97 260V259H96ZM101 260V259H100ZM100 260H97V262L99 261V263H100ZM110 260H111V258H110ZM13 261V260H12ZM17 261V260H16ZM62 261V260H61ZM73 261V260H72ZM72 261L70 262V263H72ZM137 261V260H136ZM135 261V262H136ZM148 261H149V254L147 253V252H145V254L143 255V256H141L140 257V263L139 264H147L148 263ZM20 262V261H19ZM106 262V263H105ZM111 262V261H110ZM138 262V261H137ZM137 262H136V264H137ZM170 262V261H169ZM6 263V262H5ZM102 263V262H101ZM111 263H113V262H111ZM110 263V264H111ZM115 263H117L116 261H114V264Z\"/></svg>",
	"mask_w": 264,
	"mask_h": 264
}]
</instances>
